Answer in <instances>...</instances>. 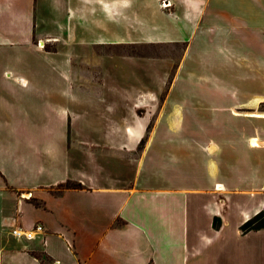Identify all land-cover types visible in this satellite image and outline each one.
I'll use <instances>...</instances> for the list:
<instances>
[{
    "label": "crops",
    "instance_id": "crops-1",
    "mask_svg": "<svg viewBox=\"0 0 264 264\" xmlns=\"http://www.w3.org/2000/svg\"><path fill=\"white\" fill-rule=\"evenodd\" d=\"M160 1L0 0V264H264V92L217 102L198 69L262 77L264 0Z\"/></svg>",
    "mask_w": 264,
    "mask_h": 264
},
{
    "label": "rangeland",
    "instance_id": "rangeland-1",
    "mask_svg": "<svg viewBox=\"0 0 264 264\" xmlns=\"http://www.w3.org/2000/svg\"><path fill=\"white\" fill-rule=\"evenodd\" d=\"M181 50L180 46H176V47H170L167 51H163L162 54H167L169 55H173L175 57H178L179 51ZM159 51H156L157 54ZM161 52V51H160ZM153 54V53H152ZM192 64L190 63L189 67ZM252 65L254 66V63H252ZM203 72H206L208 75H210L209 78L204 79V81H206L205 85L208 86L210 89L212 88H217L218 90H216L217 92L214 93V97L218 98L216 101L219 102H223V100H227V96L226 94H224L227 89H242V93L245 94L246 96H250V94L254 93V92H258V91H263L264 92V72L262 73V77H260V75L255 76L254 77H248V78H240L238 77V67H237V63H221V62H211L209 63V65H207V67L205 68H198ZM191 73V72H190ZM185 73L183 74L182 78H181V83H179V85L182 86V88H187L191 85H196L197 81L201 80V79H195L192 75V73ZM170 80V76H168L167 80H166V85L168 84ZM162 97V96H161ZM199 97L201 98V96L199 95ZM205 97V96H204ZM203 101H199V104H195L196 107H202L204 105ZM196 103V102H195ZM222 104V103H221ZM189 108V107H188ZM189 110V109H188ZM188 110H184V115L186 114L187 119H185L183 126L179 128V131H177L178 134L183 135L186 138H190L191 135H197V134H203L204 132H206V130H208L209 126H205L204 124H202V118L206 116V112L204 111H199L198 115V120L197 119H190L191 117V111ZM259 112H263L264 113V105L260 106ZM194 116V117H195ZM158 128V135L161 133H165V126H161V127H154L152 124H149L145 127V131H144V136L143 138L137 143L136 147L134 148V150L132 151V156L129 158H124V157H119L118 160V170L120 173V177H127L130 176V169H131V159L133 160V165L137 166L138 163V159L140 158V156L142 155V152L144 150L145 145L147 144V139H148V135L150 133L153 132L154 129ZM253 140V139H252ZM71 155L73 157V165L77 166L80 161L83 159V155L85 153L84 151V147L87 146V149H91L93 150L95 148V143L93 142H71ZM159 143H156V149L155 150H159L160 146H158ZM167 148H169V146H173L174 143H167ZM190 143H184L183 145V150L185 149V146H189ZM200 182H203L204 180H206L207 175L200 173L198 175ZM214 179H219L217 174H214Z\"/></svg>",
    "mask_w": 264,
    "mask_h": 264
},
{
    "label": "trees",
    "instance_id": "trees-1",
    "mask_svg": "<svg viewBox=\"0 0 264 264\" xmlns=\"http://www.w3.org/2000/svg\"><path fill=\"white\" fill-rule=\"evenodd\" d=\"M262 105H264V103ZM70 185L73 186L74 184H70ZM214 223H215V220H214ZM262 227H264V206L261 211H259L257 214H255L251 218L247 219L240 226V230L242 232H246L248 230H256Z\"/></svg>",
    "mask_w": 264,
    "mask_h": 264
},
{
    "label": "built area",
    "instance_id": "built-area-1",
    "mask_svg": "<svg viewBox=\"0 0 264 264\" xmlns=\"http://www.w3.org/2000/svg\"><path fill=\"white\" fill-rule=\"evenodd\" d=\"M160 6H161L162 8H168V7L170 6V2H169L168 0H161V1H160ZM37 45H38L39 47H42V46H43V45H40V42L37 43ZM34 229H35V230H40L41 227H40L39 225H35V226H34ZM12 233H13L14 235H16V236L23 235V236H25L26 238H30V237H32V230H30V231H28V232H21V231H19L18 229H14V230H12Z\"/></svg>",
    "mask_w": 264,
    "mask_h": 264
},
{
    "label": "bare ground",
    "instance_id": "bare-ground-1",
    "mask_svg": "<svg viewBox=\"0 0 264 264\" xmlns=\"http://www.w3.org/2000/svg\"><path fill=\"white\" fill-rule=\"evenodd\" d=\"M234 114H239V112H233ZM250 145H255V140H250L249 141Z\"/></svg>",
    "mask_w": 264,
    "mask_h": 264
}]
</instances>
